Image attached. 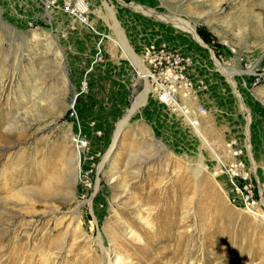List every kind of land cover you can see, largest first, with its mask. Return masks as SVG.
<instances>
[{
  "label": "rangeland",
  "instance_id": "rangeland-1",
  "mask_svg": "<svg viewBox=\"0 0 264 264\" xmlns=\"http://www.w3.org/2000/svg\"><path fill=\"white\" fill-rule=\"evenodd\" d=\"M65 1L0 0V264H264V0ZM160 43L200 127L147 94Z\"/></svg>",
  "mask_w": 264,
  "mask_h": 264
},
{
  "label": "built area",
  "instance_id": "built-area-1",
  "mask_svg": "<svg viewBox=\"0 0 264 264\" xmlns=\"http://www.w3.org/2000/svg\"><path fill=\"white\" fill-rule=\"evenodd\" d=\"M49 5L48 8L54 6L55 2ZM60 9L76 23L87 25L89 22L88 0L65 1ZM142 58L147 68L149 85L158 102L184 117L191 127H200L201 118L207 113L205 105L200 103L201 94L208 90V86L204 80L194 79L190 75L193 58L166 43L149 44L144 48ZM84 140L81 135L73 139L80 152L89 145ZM228 147L231 154L241 155L243 152L234 142ZM243 163L239 164L242 168L245 167ZM247 179H250L248 175L244 180Z\"/></svg>",
  "mask_w": 264,
  "mask_h": 264
},
{
  "label": "bare ground",
  "instance_id": "bare-ground-1",
  "mask_svg": "<svg viewBox=\"0 0 264 264\" xmlns=\"http://www.w3.org/2000/svg\"><path fill=\"white\" fill-rule=\"evenodd\" d=\"M51 8V7H50ZM55 9V7H54ZM192 36L194 37V39L197 41L198 44H200L201 46L203 47H206V44L204 43V41L198 36L197 32H196V29L195 27L191 28L190 31H189ZM127 48V47H126ZM129 50V49H128ZM129 53V52H128ZM131 54V53H130ZM136 58V63L138 65V69H139V72L141 74V76L146 80V84H147V94H149L151 92V87L149 85V80H148V73H147V68L145 67V65L143 64L142 60L138 57V56H133ZM133 58V59H135ZM216 65L218 66V68L222 71H225V67L222 66L217 60H216ZM140 100V99H139ZM142 103V102H141ZM193 128H197V127H193ZM121 130L118 131V134H117V137L119 135ZM234 179V178H233ZM179 248L182 249V244L179 245ZM182 253L181 251L179 252L178 254V258L181 257ZM123 261L122 257H120L119 255H115L111 260V264H120L121 262ZM247 263V262H246ZM233 264H236L235 262H233Z\"/></svg>",
  "mask_w": 264,
  "mask_h": 264
}]
</instances>
